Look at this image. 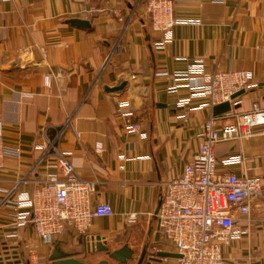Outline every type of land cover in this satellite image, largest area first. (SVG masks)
Returning a JSON list of instances; mask_svg holds the SVG:
<instances>
[{
	"label": "crops",
	"instance_id": "0c3cea01",
	"mask_svg": "<svg viewBox=\"0 0 264 264\" xmlns=\"http://www.w3.org/2000/svg\"><path fill=\"white\" fill-rule=\"evenodd\" d=\"M173 4L177 18L200 25L176 26L174 42L159 51L146 0H0V118L5 144L21 151L19 158H6L0 170L1 256L23 255L30 246L37 249L40 264H49L54 245H45L34 227L23 229L15 246L5 240L12 209L4 203L17 187L14 202L31 196L39 182L55 174L59 152L71 154L78 174L95 182L93 204L109 203L116 213L93 220L85 236L69 230L59 237L55 244L64 252L84 258L91 236L103 237L111 250L127 244L138 256L146 248L148 253L173 252L156 213L165 185L183 174L199 150L204 123L215 116L208 108L189 111L204 100L179 107L188 90L169 95L172 82L161 74L184 71L199 59L210 72L251 71L255 88L215 118L232 124L255 104L264 108V0ZM76 19L89 22L90 29L69 24ZM48 74L53 75L51 88L45 86ZM123 83L124 90L112 91ZM118 100L130 103L124 110L135 112L147 138L125 131ZM216 155L220 161L242 155V165H219V172L259 179L263 189L250 216L238 218L246 234L222 247L224 262L264 264V125L249 139L217 145ZM130 216L137 221L129 223ZM103 255L89 257L100 262ZM153 264L178 262L167 258Z\"/></svg>",
	"mask_w": 264,
	"mask_h": 264
},
{
	"label": "built area",
	"instance_id": "2783aa9c",
	"mask_svg": "<svg viewBox=\"0 0 264 264\" xmlns=\"http://www.w3.org/2000/svg\"><path fill=\"white\" fill-rule=\"evenodd\" d=\"M213 2L224 4L226 0ZM146 7L152 32L159 36L155 42V48L159 51L174 42L176 26L200 25V22L194 20L177 18L173 0H146ZM261 52L264 69V46ZM161 75L169 77L172 82L168 88L169 95L178 96L181 90H188V96L179 100V107L188 108L194 100H204L199 107L189 109L190 112L205 108L213 110L225 103L236 105L233 99L236 94L255 88L253 72H210L202 59L189 63L184 71ZM52 78V74L45 76V86L48 88H51ZM117 104V113L123 119L125 131L130 135L147 138L142 124L135 120V112L132 109L124 110L129 108L130 103L118 100ZM186 118L187 115L181 116L183 120ZM260 125H264V108L258 104L251 111L235 117L232 124L223 125L219 118L212 117L204 123L198 136L200 147L193 160L185 166L180 177L165 185L157 219L172 253L180 256L178 264H225L222 247L246 234L237 221L239 217H249L252 205L262 198V183L259 179L219 172V165L239 166L245 162V158L237 155L220 161L216 147L221 143L249 139ZM77 137L80 138V135ZM96 152H103L101 144L97 146ZM20 156V150L5 144L4 123L0 118V170L5 167L6 158ZM56 167L57 172L39 182L31 196L24 194L21 201H11L18 187L8 195L4 204L12 211L9 216L10 231L5 235V240L14 246L20 240L21 231L29 226L34 227L45 245L53 246L69 230L85 236L93 220L113 218L116 215L109 203L93 204L96 184L84 180L78 174L71 161V154L59 152ZM127 221L132 224L137 218L130 216ZM155 252L165 251L155 249ZM9 256L7 260L0 255V264H40L34 247H27L23 255L9 253Z\"/></svg>",
	"mask_w": 264,
	"mask_h": 264
},
{
	"label": "water",
	"instance_id": "95a60500",
	"mask_svg": "<svg viewBox=\"0 0 264 264\" xmlns=\"http://www.w3.org/2000/svg\"><path fill=\"white\" fill-rule=\"evenodd\" d=\"M69 24L72 25L73 27L79 29H86V30L90 29L91 27L89 22L77 20V19L69 21ZM126 86L127 84L123 83L121 86L117 87L115 90L112 91L114 92L122 91L126 88ZM244 93H245L244 91L239 92L233 97V99L242 96ZM230 111H231L230 103H225L216 106L213 109L215 117L227 114ZM159 210L160 207L156 213V218L159 213ZM86 243H87L86 244L87 250H86V254H84L85 257H89L96 253H105V255L108 256V260H101L100 262L95 264H111L112 262L114 264H133L136 261L137 264H144L146 261H148L147 264H151L152 262H158L160 261V259H164V258H173V259L180 258L178 254L170 253V252L148 253L147 248L142 252L140 256H138L137 252L131 249L130 246L127 244L118 250H111L107 245L106 240L101 236H91L90 238L86 239ZM4 257L7 260L10 259L9 252H6ZM49 261H50L49 264H90L88 262L82 261L81 257L76 256L74 252H64L62 250L60 243L54 244L53 251L49 258Z\"/></svg>",
	"mask_w": 264,
	"mask_h": 264
},
{
	"label": "rangeland",
	"instance_id": "374dc122",
	"mask_svg": "<svg viewBox=\"0 0 264 264\" xmlns=\"http://www.w3.org/2000/svg\"><path fill=\"white\" fill-rule=\"evenodd\" d=\"M102 257H104V260H108V256L107 255H103ZM82 261L88 262V263H92V264H95V263L98 262L96 259L95 260L91 259V257H88V258L84 257V258H82ZM111 264H114V263L112 262Z\"/></svg>",
	"mask_w": 264,
	"mask_h": 264
},
{
	"label": "flooded vegetation",
	"instance_id": "af4514ba",
	"mask_svg": "<svg viewBox=\"0 0 264 264\" xmlns=\"http://www.w3.org/2000/svg\"><path fill=\"white\" fill-rule=\"evenodd\" d=\"M86 241V240H85ZM84 240H83V242H85ZM86 243V242H85ZM87 246V245H86ZM87 250V249H86ZM105 254V253H104ZM146 261V260H145ZM147 263V261L144 263V264H146Z\"/></svg>",
	"mask_w": 264,
	"mask_h": 264
}]
</instances>
